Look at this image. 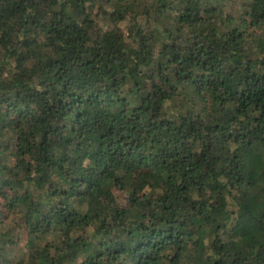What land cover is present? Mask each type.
<instances>
[{
  "label": "trees",
  "instance_id": "16d2710c",
  "mask_svg": "<svg viewBox=\"0 0 264 264\" xmlns=\"http://www.w3.org/2000/svg\"><path fill=\"white\" fill-rule=\"evenodd\" d=\"M0 264H264V0H0Z\"/></svg>",
  "mask_w": 264,
  "mask_h": 264
},
{
  "label": "rangeland",
  "instance_id": "374dc122",
  "mask_svg": "<svg viewBox=\"0 0 264 264\" xmlns=\"http://www.w3.org/2000/svg\"><path fill=\"white\" fill-rule=\"evenodd\" d=\"M116 194L119 200V203L126 204V194L124 192L116 190Z\"/></svg>",
  "mask_w": 264,
  "mask_h": 264
}]
</instances>
